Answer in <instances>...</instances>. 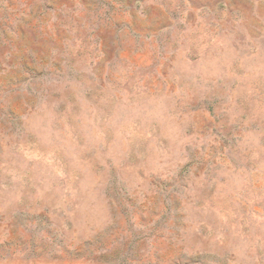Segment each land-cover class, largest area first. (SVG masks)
<instances>
[{
  "label": "rangeland",
  "instance_id": "rangeland-1",
  "mask_svg": "<svg viewBox=\"0 0 264 264\" xmlns=\"http://www.w3.org/2000/svg\"><path fill=\"white\" fill-rule=\"evenodd\" d=\"M0 264H264V0H0Z\"/></svg>",
  "mask_w": 264,
  "mask_h": 264
}]
</instances>
